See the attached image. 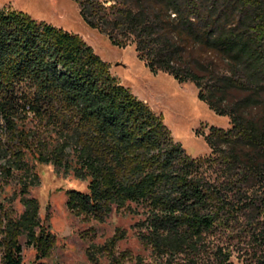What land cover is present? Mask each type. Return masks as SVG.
Listing matches in <instances>:
<instances>
[{"label": "trees", "instance_id": "16d2710c", "mask_svg": "<svg viewBox=\"0 0 264 264\" xmlns=\"http://www.w3.org/2000/svg\"><path fill=\"white\" fill-rule=\"evenodd\" d=\"M75 1L112 44L134 41L154 73L203 86L208 67L187 46L223 56L227 73L199 97L231 126L205 134L207 155L189 154L78 33L0 6V192L14 185L0 198V264H25L23 238L39 256L54 239L29 194L34 162L87 181L65 189L75 214L137 216V250H117L126 230L94 245L108 264H264V116H247L264 93V1ZM231 87L245 94L222 105Z\"/></svg>", "mask_w": 264, "mask_h": 264}, {"label": "rangeland", "instance_id": "374dc122", "mask_svg": "<svg viewBox=\"0 0 264 264\" xmlns=\"http://www.w3.org/2000/svg\"><path fill=\"white\" fill-rule=\"evenodd\" d=\"M0 6L23 10L39 20L78 33L109 63L110 71L120 82L163 116L173 138L189 154L207 155L210 148L205 141V134L212 127L228 129L231 126L229 114L214 110L207 100L199 97L201 90L205 93L213 84L216 86L220 75L227 73L228 65L223 56L205 52L198 46H187L185 56L195 61L199 58L204 68L208 67V70L199 69L201 74H208L202 80L203 86H198L192 80L181 81L166 71L152 72L145 59L138 56L134 41L126 39L123 46L112 44L104 32L86 24L75 0H0ZM244 94L243 90L228 88L222 105ZM247 116H264V93L258 103L247 109ZM34 171L39 176V183L30 187L29 194L39 200L40 218L48 226L54 239L47 253L39 256L37 248L23 238L21 245L25 264H92L88 249L95 252L100 264H108L107 254L95 250L94 245H102L118 230H126L127 237L117 242V250L126 247L138 249L132 228L137 217L135 214L121 209L113 211L101 221L75 214L66 205L65 189H86L87 181L72 173L57 170L52 164L34 162ZM13 190V183L7 185L0 192V198L11 197ZM14 202V207L21 210L18 197ZM235 261L236 264H244L240 259L235 258Z\"/></svg>", "mask_w": 264, "mask_h": 264}]
</instances>
